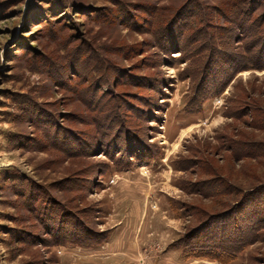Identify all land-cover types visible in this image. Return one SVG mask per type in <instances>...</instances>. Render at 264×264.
I'll return each mask as SVG.
<instances>
[{
	"label": "rangeland",
	"instance_id": "374dc122",
	"mask_svg": "<svg viewBox=\"0 0 264 264\" xmlns=\"http://www.w3.org/2000/svg\"><path fill=\"white\" fill-rule=\"evenodd\" d=\"M263 43L264 0H0V264H264Z\"/></svg>",
	"mask_w": 264,
	"mask_h": 264
},
{
	"label": "trees",
	"instance_id": "16d2710c",
	"mask_svg": "<svg viewBox=\"0 0 264 264\" xmlns=\"http://www.w3.org/2000/svg\"><path fill=\"white\" fill-rule=\"evenodd\" d=\"M234 6L238 7L240 6V3L236 2L234 3ZM239 12H240V15L244 14L243 11L241 10V8H239ZM238 19V18H237ZM231 24H237V26L241 29L244 30V33L247 31V28L248 30H250L251 27L248 26V22L245 21H238L236 20V16L234 18V20L230 21ZM239 22V24H238ZM250 22V21H249ZM251 22H255V21H251ZM240 29V30H241ZM239 30V31H240ZM263 47H262V51H264V43L262 44ZM253 66L255 67V64H253ZM261 65H259L260 67ZM33 188L30 187V190L29 192L27 193H32L33 192ZM35 192V190H34ZM23 193V192H21ZM40 193H44V190L40 191ZM24 197H25V192H24ZM33 196L30 197V200L32 199ZM260 223V220L258 221H254L252 222L251 226H248L245 228V230H240V232L242 233V236H243V233H246V231L248 230V228H256V224ZM102 235V236H100ZM254 235V233H253ZM97 236H100V237H97ZM104 234H92V235H86L85 237V240L82 241H78L76 242L79 246H82V247H87V248H92V247H96L98 245H100L102 242H104L105 238H103ZM254 238V236H253ZM242 239V238H240ZM239 239V240H240ZM238 239H234L232 242L229 241V242H224V241H221V242H217L215 240L212 239V241H206L205 244L203 243H198L197 241V238H192L191 240H187V241H184L182 243V245L185 247V249L188 251V255H190L192 258H195V259H198V258H207V259H210V260H214V261H223L224 262H227V258L228 257H236L237 254L240 253L241 249L246 247L249 243H248V240H240L239 241ZM66 244V242H59V245L61 244Z\"/></svg>",
	"mask_w": 264,
	"mask_h": 264
}]
</instances>
